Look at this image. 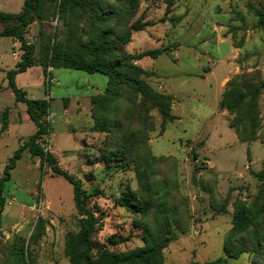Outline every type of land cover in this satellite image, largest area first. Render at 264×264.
Listing matches in <instances>:
<instances>
[{
    "label": "rangeland",
    "instance_id": "rangeland-1",
    "mask_svg": "<svg viewBox=\"0 0 264 264\" xmlns=\"http://www.w3.org/2000/svg\"><path fill=\"white\" fill-rule=\"evenodd\" d=\"M248 1L264 6V0H173L170 6L167 0H140L133 18L142 15L143 21L153 24L131 33L125 46L129 53L171 45L167 54L136 61L154 71L147 81L155 89L170 90L174 96L172 112L176 118L167 122L161 133L160 116L153 111L155 129L148 140L151 153L163 158L158 164L157 178L167 179L172 196L169 204L177 208L179 219L187 224V230L176 231L175 239L162 250L163 264H189L192 260L203 264L223 255L233 201L249 199L260 183L250 173L258 165L247 166L245 161L247 144L237 141L228 120L216 110L213 97L219 72L226 69L225 74L232 77L236 65L241 72L264 60V30L253 28L254 16L245 15ZM21 2L0 0V11L16 13ZM55 25L54 19L43 23L46 32H51ZM58 26L62 37L63 28ZM37 28L39 24L35 23L28 35L36 45ZM12 61L9 40L0 39V121L2 110L14 101L2 71ZM211 70L215 76L210 74ZM54 74L58 84L52 83L47 92L52 97L47 117L52 135L49 134L45 148L53 150L58 166L80 179L84 188L97 186L104 190V196L88 202L100 223L94 241L106 243L113 251L143 245L142 229L136 226L140 215L119 204L128 187L137 188L133 170L104 166L97 148L105 134L92 131L87 116L81 117L69 132L65 127L72 123L63 115V98L69 97L72 107L74 97L94 92V85L103 90L106 76L69 68H57ZM207 76L212 86L205 79ZM34 86L37 96L46 97L40 82ZM69 119L76 121L74 117ZM31 127L32 124L18 125L13 120L9 133L0 139V176L7 156L18 145L14 132L26 135ZM254 149L264 153V144L257 142ZM22 154L2 190L0 239L11 241L16 234L28 237L37 219L42 218L45 234L30 246L34 264H71L64 254V235L77 229L72 186L62 175L53 173L47 163L41 165L38 156L26 149ZM224 200L226 211L216 212L215 208ZM111 238L118 242L111 243ZM227 264H250V256L243 253L228 259Z\"/></svg>",
    "mask_w": 264,
    "mask_h": 264
},
{
    "label": "trees",
    "instance_id": "trees-1",
    "mask_svg": "<svg viewBox=\"0 0 264 264\" xmlns=\"http://www.w3.org/2000/svg\"><path fill=\"white\" fill-rule=\"evenodd\" d=\"M139 3L140 0H23L19 12L0 11V36L13 37L21 51L14 67L5 73L7 85L15 100L25 103L26 112L36 126L35 132L7 159L0 176V228L4 183L26 149L39 157L41 165L47 163L53 173L62 175L72 186L77 229L68 230L64 235V254L71 264H163L162 250L175 239L176 231L187 230V224L178 217L177 208L169 204L172 196L167 179L157 178L158 164L163 158L153 155L148 144L149 133L155 129L153 111L160 116L161 133L167 122L176 118L172 112L173 96L155 89L147 81L154 71L136 63L145 56L156 58L167 54L171 45L137 53H129L125 47L133 31L153 24L143 21L142 15L133 19ZM172 3L173 0H167V6ZM247 14L255 18L253 28L264 30L262 4L248 1ZM51 19L56 25L51 32H46L43 23ZM33 22L39 24L37 45L24 36ZM58 24L63 28L62 37ZM35 64L42 68L45 93L49 86L48 66L106 76L103 91L90 98V129L105 134L97 148L104 166L132 169L135 174L137 188L128 187L119 204L140 215L136 226L142 229L143 245L113 251L106 243L94 241L93 235L100 223L88 202L105 193L97 186L84 188L82 181L60 168L55 155L45 148L51 133L47 119L49 99L27 98L15 83L17 73ZM256 65L230 77L218 101V107L228 113V126L241 143L256 140L261 126L259 99L264 81ZM6 125L7 109L2 112L1 130ZM250 173L260 182L256 192L247 200L233 201L223 255L203 264H227L228 259L243 253L250 256V264H264V167ZM226 206L227 200H224L215 211L225 212ZM44 234L45 220L38 218L28 237L16 234L11 241L0 239V264H34L30 246L36 245ZM110 242L118 240L111 238ZM189 264L197 262L192 260Z\"/></svg>",
    "mask_w": 264,
    "mask_h": 264
},
{
    "label": "crops",
    "instance_id": "crops-1",
    "mask_svg": "<svg viewBox=\"0 0 264 264\" xmlns=\"http://www.w3.org/2000/svg\"><path fill=\"white\" fill-rule=\"evenodd\" d=\"M21 6H22V2L19 5L20 9H21ZM20 9L18 10V12L20 11ZM35 23H37V22L31 23L27 27L26 33L24 35L25 38L29 42H32L34 44H36L35 41L34 40L30 41L28 39V35H29L30 29L33 28ZM33 35H34V33L32 34V36ZM34 37H36V38L38 37V28L36 29V33H35ZM0 39H2V40L7 39L10 42L11 56H12V60L13 61L11 62V66L7 65L5 68L2 69V71L4 73H6V71L8 69L14 67L16 61L19 59L21 51L19 49V43L13 37H11V36H0ZM234 68H235L234 74L239 73L238 72L239 71V67L236 65ZM255 68H258L260 70L261 77H262V79L264 81V60L260 64L256 65ZM55 69H57V68H52L51 67L50 77L52 78V81L49 82L48 89H49V87H50V85L52 83L58 84V80H57V78L55 77V74H54V70ZM250 69H251V67H248L247 70H250ZM225 70H222L221 72H219L217 74L216 78H215L213 97H214V101H215V104H216L215 105L216 110H218V112H219V114H221V116L225 117L226 120H228L227 119L228 113L225 110H222V109H220L218 107V101H219L221 92L223 90L224 84L227 81V79H229V77H230L227 74H225ZM210 74L215 76V73H214L213 70L210 71ZM34 77L36 78V81L34 80ZM205 79L209 80V84L212 86L210 78L207 76V77H205ZM38 82H40V84L42 85L43 90H44V76H43L42 68L38 64L30 66L25 71L19 72V73H17L15 75L16 86L18 88H21L25 92V95H26L27 98H42V97H45V96H42V95L41 96H37V94H35L36 93V89H35L34 85H36ZM94 86L96 88V90L94 92H89V94H87V95L75 96L74 97L75 103H74V105L72 107L70 106L69 97L63 98V101H62V112H63V115L68 117V119H67L68 123H72V124H68V125L65 126L66 130L68 132H69V128H71L72 125H74V124L76 125V124L80 123V119L83 116H87L89 118V122H90V120H91V117H90V107H91L90 98H91L92 95H94L96 93H100V92L103 91L100 88H98L96 85H94ZM92 87H93V85H91V88ZM1 92H2V88L0 86V93ZM10 92H12L11 89H10ZM44 92H45V90H44ZM47 92H48V90H47ZM162 92L172 94V92L170 90H162ZM45 94H46V97L49 99V103H50V106H51L52 97L50 96V94H47V93H45ZM12 95H13V93H12ZM13 98H14V95H13ZM259 101H260V110H261V118H262L264 116V89H263V91H262V93L260 95ZM22 104H24V108L22 107ZM172 108H173V105H172ZM5 109H7V125H6V127L3 130H1V121H0V139L4 135L9 133L11 125L13 123V120L18 125L28 124L30 126L32 124V127H31V130H30L29 134L24 135V134L19 133L17 130L14 132V140L17 142V144H18L17 147H18L20 144L23 143V141L26 140L27 137H29L31 134H33L35 132L36 126L33 123V121L29 118V116H28V114L26 112V105H25L24 102L16 101L15 98H14V101L11 103V105L5 107L4 110ZM4 110H2V111H4ZM50 113H51V111H50V108H49V116H50ZM69 116L70 117H74L76 119V121L71 122V120L69 119ZM263 123H264V120L261 122V126H260V129H259V132H258V138L256 140H254V141L246 143L247 144V148H246L245 161L247 163V166L248 165H258V168L255 169V171L261 169L264 166V153L255 152V149H254V144L255 143L258 142L260 145L264 144V125H263ZM227 124H228V122H227ZM213 128L215 129V127H213ZM50 135H52V133H50ZM75 137H77V140H78V138H79L78 135L75 136ZM78 142H79V140H78ZM50 148H51V146H50ZM49 151H51L53 154H55L52 149H49ZM11 156L12 155L7 156V159L9 157H11Z\"/></svg>",
    "mask_w": 264,
    "mask_h": 264
},
{
    "label": "built area",
    "instance_id": "built-area-1",
    "mask_svg": "<svg viewBox=\"0 0 264 264\" xmlns=\"http://www.w3.org/2000/svg\"><path fill=\"white\" fill-rule=\"evenodd\" d=\"M47 71L50 72L51 71V66L47 67ZM52 81V78L49 76L48 77V82ZM48 117V116H47ZM48 119V118H47Z\"/></svg>",
    "mask_w": 264,
    "mask_h": 264
}]
</instances>
